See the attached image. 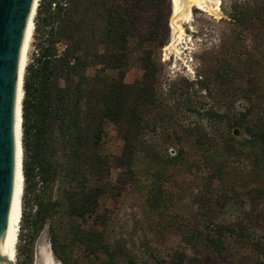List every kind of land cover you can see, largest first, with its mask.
Masks as SVG:
<instances>
[{
	"label": "rangeland",
	"instance_id": "rangeland-1",
	"mask_svg": "<svg viewBox=\"0 0 264 264\" xmlns=\"http://www.w3.org/2000/svg\"><path fill=\"white\" fill-rule=\"evenodd\" d=\"M155 6L165 42L156 52L159 107L150 115L154 128L141 137L153 154L139 151L133 174L112 169L114 189L101 196L98 207L103 224L94 216L69 217L60 207L31 242L22 217L15 264H45L47 258L54 264H264L256 258L264 255V147L248 142L250 128L264 120V25L259 19L236 23L232 18L235 12L248 14L249 8L263 16L264 0H220V8L210 10L193 7V21L183 23L187 44L179 52L170 45L172 0ZM34 42L35 29L28 62ZM142 75L132 65L125 80ZM121 147L115 125L107 121L102 152L118 154ZM155 181L165 192L152 207ZM64 185L55 183L53 199H61ZM35 202V194L24 189L22 214L33 213ZM215 224L234 229L224 238L221 255L204 238L205 226ZM76 225L101 232L107 251L79 242Z\"/></svg>",
	"mask_w": 264,
	"mask_h": 264
},
{
	"label": "trees",
	"instance_id": "trees-1",
	"mask_svg": "<svg viewBox=\"0 0 264 264\" xmlns=\"http://www.w3.org/2000/svg\"><path fill=\"white\" fill-rule=\"evenodd\" d=\"M158 2L38 1L35 48L25 68L22 99L24 189L26 195L36 196L35 211L22 214L31 242L60 207L69 217L94 216L96 223L103 224L98 207L101 196L114 189L109 180L112 169L133 174L137 153L153 154L141 137L154 128L150 115L159 107L156 52L165 42L159 35L157 10H152ZM253 11L235 12L232 18L236 23L259 19L264 25V15ZM132 65L140 67L143 75L127 82L125 75ZM225 67L223 77L228 73ZM90 68H95L93 73ZM210 114L220 116L217 111ZM107 121L122 140L118 154L102 152ZM250 135L251 146L264 147V120L250 128ZM61 180L65 183L61 199H53V186ZM164 192L155 181L149 197L152 207L163 201ZM205 227L206 242L221 255L224 238L234 229L218 224ZM74 233L92 250L107 251L98 230L76 225ZM52 238L56 239L53 229ZM256 258L264 263V255Z\"/></svg>",
	"mask_w": 264,
	"mask_h": 264
},
{
	"label": "water",
	"instance_id": "water-1",
	"mask_svg": "<svg viewBox=\"0 0 264 264\" xmlns=\"http://www.w3.org/2000/svg\"><path fill=\"white\" fill-rule=\"evenodd\" d=\"M37 5V0H0V240L7 225L14 183L19 57L26 24ZM20 142L22 145V138ZM0 260L15 264L2 253Z\"/></svg>",
	"mask_w": 264,
	"mask_h": 264
},
{
	"label": "bare ground",
	"instance_id": "bare-ground-1",
	"mask_svg": "<svg viewBox=\"0 0 264 264\" xmlns=\"http://www.w3.org/2000/svg\"><path fill=\"white\" fill-rule=\"evenodd\" d=\"M39 1V0H37ZM193 7L203 10L220 8V0H172V19H171V46L176 52H179L183 45L187 44V33L183 23H191L194 19ZM33 11L25 28L22 41L19 64H18V88H17V108L15 118V136H16V152H15V172L8 220L4 235L0 240V253L7 258L16 259L17 245L19 240L20 222L22 218V196L24 191V174L22 169L21 142L22 138V112L20 111L21 99L23 96L22 78L24 77L25 68L28 62V50L33 37L35 27ZM189 37V36H188ZM190 40V39H189ZM179 55V53H178ZM41 262V261H40ZM39 263V262H38ZM0 264H9L7 261L0 260ZM45 264H54L51 258H47Z\"/></svg>",
	"mask_w": 264,
	"mask_h": 264
}]
</instances>
